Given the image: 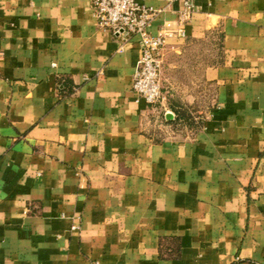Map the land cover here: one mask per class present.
Listing matches in <instances>:
<instances>
[{
    "label": "crops",
    "instance_id": "1",
    "mask_svg": "<svg viewBox=\"0 0 264 264\" xmlns=\"http://www.w3.org/2000/svg\"><path fill=\"white\" fill-rule=\"evenodd\" d=\"M140 1L156 108L90 0H0V264H264V0Z\"/></svg>",
    "mask_w": 264,
    "mask_h": 264
},
{
    "label": "built area",
    "instance_id": "2",
    "mask_svg": "<svg viewBox=\"0 0 264 264\" xmlns=\"http://www.w3.org/2000/svg\"><path fill=\"white\" fill-rule=\"evenodd\" d=\"M183 2V18H186L193 4L192 0ZM90 3L99 27L110 31L123 43L132 37H138L140 50L133 75L132 91L137 99L144 101L147 106H160L164 99L162 53L168 37L184 36V20H179L176 28L166 23L153 35L149 28L160 9L146 6L140 0H90Z\"/></svg>",
    "mask_w": 264,
    "mask_h": 264
},
{
    "label": "rangeland",
    "instance_id": "3",
    "mask_svg": "<svg viewBox=\"0 0 264 264\" xmlns=\"http://www.w3.org/2000/svg\"><path fill=\"white\" fill-rule=\"evenodd\" d=\"M166 48V45H165V47H164V49ZM199 51H201V52H199ZM195 54V56L197 55H199V56H201L202 58H204V56H205V52H204V47H202L201 48V50H198L197 52H195L194 53ZM212 55H213V53H211ZM162 61H163V57H162ZM164 63V62H163ZM196 121H198V124L200 123V120H196Z\"/></svg>",
    "mask_w": 264,
    "mask_h": 264
}]
</instances>
